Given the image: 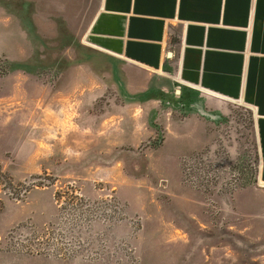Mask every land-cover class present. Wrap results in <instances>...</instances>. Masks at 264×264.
I'll list each match as a JSON object with an SVG mask.
<instances>
[{"label":"rangeland","instance_id":"374dc122","mask_svg":"<svg viewBox=\"0 0 264 264\" xmlns=\"http://www.w3.org/2000/svg\"><path fill=\"white\" fill-rule=\"evenodd\" d=\"M97 6L0 11V264H264L252 109L132 90L84 40Z\"/></svg>","mask_w":264,"mask_h":264},{"label":"crops","instance_id":"0c3cea01","mask_svg":"<svg viewBox=\"0 0 264 264\" xmlns=\"http://www.w3.org/2000/svg\"><path fill=\"white\" fill-rule=\"evenodd\" d=\"M87 1L0 0V11L39 18L32 23L54 32L53 18L77 15ZM84 40L146 72L125 71L132 90L150 96L181 86L249 106L264 183V0H98Z\"/></svg>","mask_w":264,"mask_h":264}]
</instances>
